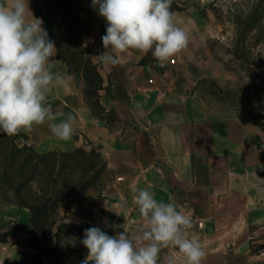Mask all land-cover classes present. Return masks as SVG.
Masks as SVG:
<instances>
[{"label": "crops", "instance_id": "crops-1", "mask_svg": "<svg viewBox=\"0 0 264 264\" xmlns=\"http://www.w3.org/2000/svg\"><path fill=\"white\" fill-rule=\"evenodd\" d=\"M72 1L85 7L78 12L87 26L81 45L90 50L102 81L99 103L113 112L115 120L105 124L94 115L84 81L70 73L56 54L52 71L63 74L66 81L50 90L48 103L53 111L76 117L73 136L58 140L47 124L20 134L37 154L81 149L99 155L103 163L99 184L107 197L92 205L90 217L76 216L77 222L99 227L110 236L127 228L140 244L143 221L132 203L130 186L151 184L158 201H174L193 218L207 253L203 264H264V131L213 110L201 94L211 68L209 41L204 40L208 21L205 25L195 9L174 12L177 26L190 40L163 69L151 66L156 60L151 52L137 51H131L122 65L105 66L94 56L105 51L101 37L106 34V20L92 8L91 0ZM29 8L44 21L42 27L57 48L65 35L61 21L48 13L45 0H29ZM30 218L27 207L0 200V234L27 225L0 243V264H54L24 245ZM43 244L52 248L56 240ZM59 246L61 264H81L87 256L88 250L75 236L60 238ZM169 251H162L158 264H164Z\"/></svg>", "mask_w": 264, "mask_h": 264}, {"label": "clouds", "instance_id": "clouds-1", "mask_svg": "<svg viewBox=\"0 0 264 264\" xmlns=\"http://www.w3.org/2000/svg\"><path fill=\"white\" fill-rule=\"evenodd\" d=\"M172 0H91L107 22L101 37L105 51L95 60L105 66L122 65L131 51L153 57L161 64L179 55L189 44V34L175 22ZM35 17L29 0H0V132L14 136L47 124L53 137L72 138L76 117L53 111L48 94L65 84L66 77L52 71L57 48ZM91 42H94L89 38ZM143 228L140 244L127 228L108 235L99 227L84 230L81 243L88 250L81 264H203L204 250L191 215L174 201H158L152 185L131 186ZM107 224V222H105Z\"/></svg>", "mask_w": 264, "mask_h": 264}, {"label": "rangeland", "instance_id": "rangeland-1", "mask_svg": "<svg viewBox=\"0 0 264 264\" xmlns=\"http://www.w3.org/2000/svg\"><path fill=\"white\" fill-rule=\"evenodd\" d=\"M177 1L185 10H198L205 25L209 24L204 40L210 47V78L200 86L206 103L213 110L225 111L227 117L250 121L264 131V0ZM24 141L18 138L16 147L0 151V200H19L32 208L46 202L48 225L37 236L42 243L52 241L56 228L68 222L89 228L75 217H90L92 205H100L99 199L105 198L102 193L107 192L98 182L85 189L83 200L76 194L84 180L93 176L99 160L89 154H56L28 159L20 168L25 158H33ZM56 194L65 196L55 201L52 195ZM66 235L80 241L78 234L66 231L59 239Z\"/></svg>", "mask_w": 264, "mask_h": 264}, {"label": "trees", "instance_id": "trees-1", "mask_svg": "<svg viewBox=\"0 0 264 264\" xmlns=\"http://www.w3.org/2000/svg\"><path fill=\"white\" fill-rule=\"evenodd\" d=\"M45 1L47 4L48 13L57 17L61 21L65 29V35L57 46L58 60L62 61L68 66V70L70 73H72L76 77L82 78L85 83L84 92L90 103V107L94 115L97 116V118H99L105 124H110L115 120L113 112L111 110H104L99 103L98 92L103 89L100 75L98 73L96 65L91 62L90 50L87 47L81 45V39L85 34L87 26L85 22L79 17L78 12L84 10L85 7L81 3L72 0ZM185 8L186 7L179 3V1L172 0L170 10L173 13L175 11H183L185 10ZM105 27H107V24L105 25ZM18 138L25 140V136L20 133L14 136H7L6 134L0 132V151L1 149L2 151H5L4 147H16L14 143ZM21 150L24 152L23 148H21ZM26 150L30 152L33 158H29L30 155L25 158L20 168H24L25 165H27L28 159H36V157L38 158L42 156H53L56 154L65 155L67 157H73L77 154H89L91 156L94 155L99 160L98 168L94 172L93 176H90L89 178L84 180L83 185L78 189L76 197H78L79 200H83V195L85 194V189L87 187L96 186V184H98L100 180L103 171V163L99 158V155L94 150L85 152L84 150L78 149L74 150L71 153L48 154H37L30 147H26ZM49 184H51V180L49 181ZM64 196L65 195L63 194L60 196L57 194L55 196L52 195V197H55V201L60 200ZM11 203H14L18 206L27 207L31 214V231L29 232L30 237L25 240L24 245L35 250L41 256L52 260L54 264H61V260L63 257L61 247L59 246V234H61L62 231L78 234L80 242L83 239L84 230L87 228H82L78 223L68 222L66 224L59 225L56 228V233L54 237V239L56 240V244L54 247L51 248L37 239V236L39 235L38 232H42L43 229L47 228L48 225V223L46 222V216L48 214L46 202L39 207L33 208L30 205L19 200L13 201ZM24 227H27V225H16L11 231L0 234V243H5L7 237L14 236L18 231H25Z\"/></svg>", "mask_w": 264, "mask_h": 264}, {"label": "built area", "instance_id": "built-area-1", "mask_svg": "<svg viewBox=\"0 0 264 264\" xmlns=\"http://www.w3.org/2000/svg\"><path fill=\"white\" fill-rule=\"evenodd\" d=\"M169 63L172 64L173 61L171 60V61H169ZM165 65H166V63L161 64V63H160L159 61H157V60H154V61L151 62V66H152L155 70L163 69V68L165 67ZM102 195H103L104 197H106V193H105V192H103Z\"/></svg>", "mask_w": 264, "mask_h": 264}]
</instances>
